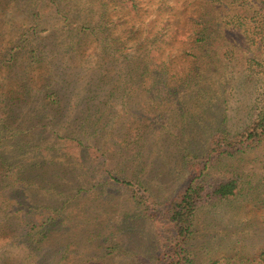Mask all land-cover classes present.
<instances>
[{
  "label": "rangeland",
  "instance_id": "374dc122",
  "mask_svg": "<svg viewBox=\"0 0 264 264\" xmlns=\"http://www.w3.org/2000/svg\"><path fill=\"white\" fill-rule=\"evenodd\" d=\"M263 1L0 0V46L18 37L21 25L30 20L26 8L31 4L42 13L41 22L51 24L47 30L38 28V36L26 42L37 45L34 55L41 53L40 62L30 64L25 44L10 70L0 68V77L6 76L0 80V91L6 94L16 89L23 74L32 77L29 87H38L49 73V82L61 92L54 112L35 111L24 118L29 135L45 136L40 146H53L56 155L40 163L35 159L39 164L31 175L28 160L24 171L16 165L23 179L33 182L34 191L27 186L29 197L37 200L41 195L36 186H48L56 195V185H62L58 177L72 178V184L79 178L96 184L94 192L83 198L85 215L74 210L80 219L69 213L54 217L57 225H63L60 233L33 254V264H80L91 258L103 264L108 260L141 264L133 254L152 253L156 221L144 223L137 217L134 221L128 217L130 224L118 221L123 212L139 210L140 204L127 188L104 183L105 168L113 174L138 173L151 189L150 200L162 203L187 179L183 148L202 151L213 126L219 123L234 132L258 112L264 101ZM206 21L215 29L209 43L199 39ZM145 68L148 73L140 81ZM189 70L195 74L187 81ZM94 120L98 126H93ZM74 138L88 146H80ZM98 148L106 150L102 157ZM136 151L140 159H134ZM214 166L235 168L243 183L234 200L205 203L198 209L192 264L217 257L224 259L220 264H264V254L259 255L264 250V141L221 157ZM68 184L65 187L72 186ZM52 200L42 196L43 203L53 204ZM3 218L0 221L7 219ZM88 228L99 232L90 244L85 237ZM111 229L112 239L130 246L133 253L114 258L100 254L93 244H101ZM65 233L76 235L73 239L79 242L59 261L65 246L56 245V240ZM66 239L62 236L58 242ZM3 245L0 237V264H20L18 251Z\"/></svg>",
  "mask_w": 264,
  "mask_h": 264
},
{
  "label": "trees",
  "instance_id": "16d2710c",
  "mask_svg": "<svg viewBox=\"0 0 264 264\" xmlns=\"http://www.w3.org/2000/svg\"><path fill=\"white\" fill-rule=\"evenodd\" d=\"M37 8L38 6L34 4L26 8L30 17L29 22L26 25H21L23 30L20 31L15 40L0 46V68L4 69L7 66L10 70L28 38L38 36V28L47 30L51 27L49 22L45 20L41 22L42 13ZM207 21L202 22L199 30L202 35L199 39L205 43H209L210 32L215 31L210 24L208 25ZM83 30L84 27L81 31ZM26 47L29 51L30 64L40 62L41 53L34 55L38 49L37 45L32 42L26 44ZM43 62L50 63L47 60H43ZM147 73V68L140 72V81L143 80V75ZM194 74V70H189L184 76V80L192 79ZM49 77L50 73L42 85L29 87L28 82L32 77L23 74L19 77L16 89H13L11 93H4L6 90L0 91V95L5 94V97L2 96L3 100L0 99V217L7 218L0 221V237L4 238L2 248L8 245L11 249L18 251V257L22 256L20 264H33L30 260L33 254L40 253L43 247L54 242L56 235L60 233L61 226H63L57 225L59 222L55 221L54 217L69 213L71 217L78 220L80 219L79 215H85L87 204L83 198L87 197V193L89 195V192H94L91 190L96 185L93 182L86 184L85 179L81 178L72 184L73 181L70 182L72 178L62 179V177H58L62 181V185H56V195L48 186H36L35 188L41 195L37 200H32L33 198L29 197L27 186L34 191L33 182L25 181L22 176L23 173L17 169L16 165L21 166L20 169L24 171L22 165L26 164L28 160L30 162L29 174L31 175V169L37 167L41 161H47L51 157L56 158L53 146L47 145L44 149L40 146L39 142L43 141L45 136L44 138L31 137L28 133L31 129L24 125L26 114H32L35 111L50 114L54 112L55 105H58L61 100L60 90L52 82H49ZM4 78H6L5 75L0 77V80ZM198 80L199 78H197ZM87 122L90 126L88 119ZM96 123L97 120H94L93 126H98ZM146 126L148 129L152 127L148 124ZM213 128L206 135V140L209 143L206 149L202 151L197 149L195 152L183 148L185 151L184 165L188 171L187 179L173 190L170 197L168 196L162 203L157 204L154 199L150 200L151 193L148 194L147 190L151 192V189L146 182L137 176L138 173L131 175L113 174L111 169L105 168L104 175H102L105 178L104 183L112 187L123 186L127 188L131 197L133 196L137 204H140L139 210L136 209L131 213L123 212L118 221L123 224H130L131 221L126 222L128 217L133 221L136 219L135 217L140 218L144 223L150 222V220L156 221L157 227L154 231L155 243L152 253L150 252L146 257H142L139 252L133 254L134 257L140 258L141 264H192L191 240L194 237L195 215L198 209L205 203L234 200L239 195L243 183L242 175L236 172L235 168L227 167L223 170H217L213 164L218 162L221 157L232 156L239 151L244 152L264 141V101L259 106L258 112L250 117L240 129L228 132L225 128H221L219 123ZM138 137V133L135 132L134 138L137 139ZM74 141L80 146H88V143H84L78 138H74ZM144 145L145 143L139 144V146ZM105 151L98 148L97 154L100 153L102 157ZM138 152H134V159L141 158V155L138 156ZM12 156H17L14 157V161L11 159ZM144 157L147 158L148 153ZM35 159L39 160L38 164ZM105 160H107L106 155L103 161L104 164H108V162L105 163ZM88 170L90 169L88 168ZM67 183H70L67 186L71 184L72 186L65 187ZM45 194L50 199L54 198L53 204L42 202V196L46 197ZM79 198H82V202L77 200ZM159 205L160 208H158ZM74 210L79 214L78 216L73 214ZM98 233V231L96 233L91 232L90 228L86 230L85 237L89 244L95 240L94 237H97ZM112 233L113 230L111 229L108 234L106 233L101 244H97V242L93 244L94 247H99L98 250H100L101 255L114 258L120 253L126 254L128 251L133 253L130 246L125 248V246L114 241ZM72 234L60 235L59 238L67 237L62 243L61 240L58 242L59 238L56 240V245L59 243V245L65 246L59 251V261H62L68 252L75 249L73 247L79 242V239H73L76 235L72 236ZM263 254L264 250L259 253L260 256ZM222 260L217 257L206 264H220ZM112 262V260H108L105 264H114ZM79 263L103 264L95 258L86 259L84 263L83 261Z\"/></svg>",
  "mask_w": 264,
  "mask_h": 264
}]
</instances>
